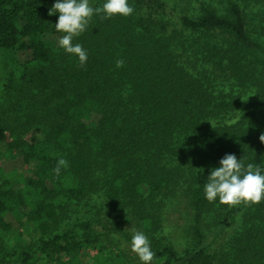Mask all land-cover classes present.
Masks as SVG:
<instances>
[{
	"label": "trees",
	"instance_id": "trees-1",
	"mask_svg": "<svg viewBox=\"0 0 264 264\" xmlns=\"http://www.w3.org/2000/svg\"><path fill=\"white\" fill-rule=\"evenodd\" d=\"M244 1L172 17L169 0H129L131 15L94 14L73 37L81 65L58 45L54 0H0V52L24 55L0 101V156L24 168H0V264H77L92 241L83 229L125 254L142 231L156 264H214L211 235L240 214L223 263L264 264V199L229 206L203 193L226 153L264 171V32ZM179 201L196 219L183 250L167 235Z\"/></svg>",
	"mask_w": 264,
	"mask_h": 264
},
{
	"label": "clouds",
	"instance_id": "clouds-1",
	"mask_svg": "<svg viewBox=\"0 0 264 264\" xmlns=\"http://www.w3.org/2000/svg\"><path fill=\"white\" fill-rule=\"evenodd\" d=\"M133 11L129 0H102L95 7L89 0H54L49 15L58 13L54 27L57 32L63 33L58 39L59 47L78 58L83 65L88 58L87 50L80 43L73 44L72 40L85 31L92 16L102 13L107 19L114 15L128 16ZM122 63V60L116 61L118 67ZM260 140L264 142V134H261ZM57 165L54 171L59 173V166L66 165V161L61 158ZM203 193L209 202L217 201L229 206L259 203L264 199V171L252 163L245 165L234 153H226L219 160L218 166L210 169L203 184ZM130 245L141 264H151L155 253L144 232L134 230Z\"/></svg>",
	"mask_w": 264,
	"mask_h": 264
},
{
	"label": "rangeland",
	"instance_id": "rangeland-1",
	"mask_svg": "<svg viewBox=\"0 0 264 264\" xmlns=\"http://www.w3.org/2000/svg\"><path fill=\"white\" fill-rule=\"evenodd\" d=\"M202 1L211 3L218 9H223L222 0H169V13L172 17L179 12L195 13V11L200 9ZM244 3L242 2L243 6H247L245 9L248 14L249 22L258 25V27H261L264 32V29L262 28V26L264 27V0H245ZM193 35L194 34L185 31L182 40L185 41L186 46L192 42ZM262 35L264 36V33ZM23 58L24 55L22 50H5L0 52V101L3 94L2 86L4 84V77L10 70L15 71V73L20 76L23 73L24 68V65L22 64L24 61ZM19 157L20 156L18 155L8 153L1 155L0 168L5 171L17 170L23 172L24 168ZM242 224L243 218L240 214L230 226L224 229H216L215 232H213L211 235L209 251L216 255L214 264H224L222 255L229 251V240L238 233ZM195 226V212L185 201L177 202L169 210L167 235L180 250L188 247L191 242L195 240ZM26 228L27 227H24V229ZM81 236H83L85 241L89 238V240H92L93 242L91 241L90 246H85V252L80 254V261L77 264H141L137 254L131 250V246L125 250V254L121 252L120 247L117 246L116 243L111 242L112 240L110 241L107 238L99 240L95 234H93L92 230H89V232L85 229L81 230ZM81 238L82 237L79 236L78 239ZM13 263L20 264V262L14 261L9 262L8 264ZM37 264H58V262L51 261L49 258H44V256L40 255ZM151 264L156 263L152 261ZM231 264L234 263L231 262Z\"/></svg>",
	"mask_w": 264,
	"mask_h": 264
}]
</instances>
